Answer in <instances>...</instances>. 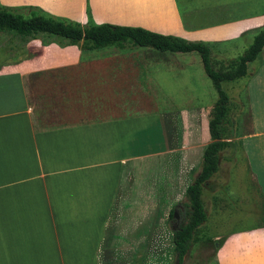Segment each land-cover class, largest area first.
I'll return each mask as SVG.
<instances>
[{
  "label": "crops",
  "instance_id": "1",
  "mask_svg": "<svg viewBox=\"0 0 264 264\" xmlns=\"http://www.w3.org/2000/svg\"><path fill=\"white\" fill-rule=\"evenodd\" d=\"M0 5L20 14L141 27L211 45L264 26L256 17L200 24L193 8L184 20L177 0ZM26 43L27 52L0 44V264H65L56 256L64 253L75 254L68 264H131L134 252L144 254L145 264L152 237H169L170 211L184 201L200 166L210 142V109L159 112L160 145L125 153L151 119L149 80L139 82L140 62L119 48L82 52L47 37ZM8 55L12 63L5 62ZM136 108L146 113L132 114ZM253 117L251 111L256 132L244 134L240 145L253 174L260 221L217 236V264H264V131ZM226 188L212 192L213 212L227 211L236 200ZM171 240L174 246L173 233Z\"/></svg>",
  "mask_w": 264,
  "mask_h": 264
},
{
  "label": "rangeland",
  "instance_id": "2",
  "mask_svg": "<svg viewBox=\"0 0 264 264\" xmlns=\"http://www.w3.org/2000/svg\"><path fill=\"white\" fill-rule=\"evenodd\" d=\"M177 2L184 20L191 19V9L193 8L197 17L196 21L200 24L218 25L221 22L249 20L252 17H256L264 24V0H177ZM17 11L25 17L29 15L27 12ZM43 15L65 20L57 16ZM88 25L96 24L90 22ZM258 30L245 31L242 35L226 43L208 44L211 48L213 68L220 69L229 60L241 56L251 44ZM53 40L60 46L58 40ZM0 44H7V46L16 44L18 47L22 46L25 51L27 48L26 41L8 33L0 34ZM115 48L106 47L98 51L95 50V52L118 51ZM120 50L119 52L123 54L135 57L137 63L140 62L142 69H140L138 80L140 83L143 78L149 80V85L145 84V87L152 98L150 122L143 126V133L134 136V146L128 148L125 153L139 152L151 146L154 148L160 145L161 138L157 118L159 112H175L197 106L207 110L211 109L216 102L217 92L205 74L197 53H162L129 44ZM219 53L221 54L218 55ZM263 61L264 50L255 61L248 64L247 77L235 82L222 83V89L230 98L229 120L232 124L235 143L220 153V170L209 180L211 187L206 188L202 197L209 216L199 233V241L191 246L183 264H217L215 255L222 239H216V237L253 227L260 221L253 174L249 170V162L241 148L240 139L244 134L254 136L256 132V127L250 120L251 111L254 115L253 120L257 119L259 122L258 130L264 131V69L259 70ZM5 62L12 63L9 55ZM142 64L147 65L144 71ZM154 104H156V108H153ZM141 109L136 108L132 114L146 113V110ZM225 185L227 188L224 192L234 194L236 200L229 202L230 207L227 211L213 212L212 192L215 189L222 191ZM180 209L183 210L181 206ZM181 219L179 214L178 223L174 220L167 224L169 237L165 238L163 242L162 240L155 242L152 237V251L145 254V259L147 258L145 264H177L172 254L171 235L173 228H177L181 223ZM162 248H166L167 252L160 250ZM73 255L75 254H56V256L62 257L65 264L74 260Z\"/></svg>",
  "mask_w": 264,
  "mask_h": 264
},
{
  "label": "trees",
  "instance_id": "3",
  "mask_svg": "<svg viewBox=\"0 0 264 264\" xmlns=\"http://www.w3.org/2000/svg\"><path fill=\"white\" fill-rule=\"evenodd\" d=\"M87 14L89 7L87 6ZM0 33H8L28 42L41 37L58 40L60 46H78L82 52L131 46L150 48L158 52L197 53L205 74L217 92V100L208 113L210 142L205 148L200 166L194 170L184 201L170 211L168 224L174 221L177 210L181 223L173 229L172 254L177 264H183L191 246L199 241V233L208 215L202 200L209 180L220 170V153L234 145L232 124L229 120L230 98L222 89V83L235 82L248 76V64L255 61L264 50V26L255 34L249 47L241 56L229 60L215 70L211 63L208 44L188 41L173 35H163L141 27L117 26L109 23L82 25L41 14L31 13L25 17L0 5ZM235 138V137H234ZM180 206L183 210L180 209ZM144 254L134 252L131 264H143Z\"/></svg>",
  "mask_w": 264,
  "mask_h": 264
},
{
  "label": "water",
  "instance_id": "4",
  "mask_svg": "<svg viewBox=\"0 0 264 264\" xmlns=\"http://www.w3.org/2000/svg\"><path fill=\"white\" fill-rule=\"evenodd\" d=\"M173 217H174V219L176 220V223H178V221H179V214H178V211H175V212H174ZM173 229H176V227H174Z\"/></svg>",
  "mask_w": 264,
  "mask_h": 264
}]
</instances>
